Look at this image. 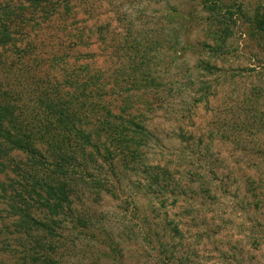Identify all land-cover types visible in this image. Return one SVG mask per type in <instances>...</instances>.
Instances as JSON below:
<instances>
[{
    "label": "trees",
    "instance_id": "trees-1",
    "mask_svg": "<svg viewBox=\"0 0 264 264\" xmlns=\"http://www.w3.org/2000/svg\"><path fill=\"white\" fill-rule=\"evenodd\" d=\"M114 1L0 0V264H206L226 224L210 152L182 126L209 89L193 71L219 69L203 56L223 55L231 6L263 36L264 0H184L186 13L159 0L153 30ZM199 23L206 38L190 40ZM155 111L177 148L151 128ZM255 182L243 188L257 206ZM104 197L115 219L96 209Z\"/></svg>",
    "mask_w": 264,
    "mask_h": 264
},
{
    "label": "rangeland",
    "instance_id": "rangeland-1",
    "mask_svg": "<svg viewBox=\"0 0 264 264\" xmlns=\"http://www.w3.org/2000/svg\"><path fill=\"white\" fill-rule=\"evenodd\" d=\"M156 1L159 0H115L114 4L121 8L132 6L134 10L142 11L141 20L153 30L155 20L165 22L160 13L154 12L160 7ZM242 1V10L248 12L257 0ZM170 3L180 12L193 9L184 0ZM236 10L231 6V11H234L228 21L231 32L227 45L221 50L223 55L209 53L215 57L208 54L203 56V60L215 64L219 69L214 70L212 75L205 71H193L192 78L208 82L209 89L192 109L191 123L182 126L183 132L202 136L201 143L191 150L203 154L207 148L210 152L207 161L217 174L215 185L220 190H226L223 193L217 189L214 204L217 216L220 215L216 217V225L222 224L218 221L220 218H227L226 224L212 244L204 246L205 251L199 254L202 259L207 258L206 264H264V35L251 34L243 22L244 17ZM200 23L199 28L188 35L190 40L206 38ZM186 58L188 64L194 62L193 57ZM156 73L167 81V74L161 69H157ZM206 74L209 76L206 77ZM151 116L149 124L161 142L168 148H177L178 143L174 140L177 131H173L177 126L161 111H155ZM179 148L183 149L184 154L190 151V147L186 148L185 145ZM248 177L256 181L254 193L259 198L257 206L256 200L243 188V182ZM119 203L104 197L96 209L102 216L115 219L111 212H121ZM140 203L145 204L142 200ZM126 225L136 227V222L132 220Z\"/></svg>",
    "mask_w": 264,
    "mask_h": 264
}]
</instances>
